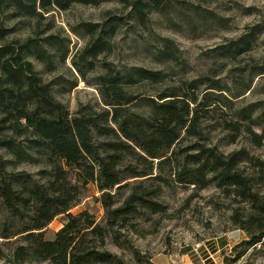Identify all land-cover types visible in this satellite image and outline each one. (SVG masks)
I'll use <instances>...</instances> for the list:
<instances>
[{
    "label": "trees",
    "instance_id": "1",
    "mask_svg": "<svg viewBox=\"0 0 264 264\" xmlns=\"http://www.w3.org/2000/svg\"><path fill=\"white\" fill-rule=\"evenodd\" d=\"M101 1L0 0V39L14 30L3 26L8 15L40 21L53 8L65 10L76 3ZM119 1L129 8L126 14L109 9L103 22L83 24L90 40L77 54L78 60H73L84 79V66L102 68L92 83L97 86L100 102L84 104L76 113L54 94V84L63 85L60 77L45 81L31 59L49 66L65 62L71 50L63 38L29 36L0 45V236L16 237L13 256L19 262L123 264L117 254L103 248L109 231L119 221L132 222L144 209L164 211V205L154 199L162 186L146 183L174 181L199 188L215 184L248 203L249 208L237 210L233 218L249 234L245 243L263 242L264 161L254 159L246 148L225 153L205 133L204 124L214 118L221 100L232 101L222 92L201 90V86L225 92L230 89L220 81L199 77L167 85L156 95L148 94L138 89L165 83L170 73L98 61L99 55L112 52V40L123 25L147 27L153 12H168L178 0ZM261 32L262 25L251 26L238 39L221 46L222 55L249 51ZM159 54L167 60H179L167 39ZM77 85L75 79L68 90ZM214 103L218 105L210 108ZM256 105L242 106L236 109L238 119L221 122L223 129L230 131L231 142L245 132L255 145L262 144L264 135L254 127L264 121V109L256 113ZM187 138L194 140L183 146ZM25 161L45 164L39 178L14 169ZM245 161L254 163L253 170L242 166ZM166 166L170 172L163 175ZM90 182L102 191L105 226L88 210L70 212ZM126 187L128 195L117 201L113 191ZM60 214H66L64 225L55 238L46 239L45 228Z\"/></svg>",
    "mask_w": 264,
    "mask_h": 264
},
{
    "label": "rangeland",
    "instance_id": "2",
    "mask_svg": "<svg viewBox=\"0 0 264 264\" xmlns=\"http://www.w3.org/2000/svg\"><path fill=\"white\" fill-rule=\"evenodd\" d=\"M174 4L168 12H153L147 27L133 26V21L129 23L133 27L123 25L112 40V52L99 55L98 61L139 65L170 73L167 82L138 89L153 95L181 80L208 77L220 81L230 91L207 89V84L201 86V90L222 92L232 101L221 100L214 118L205 122L206 137L225 153L246 148L254 159L264 161V138L261 145H255L249 134L243 132L231 142L230 131L221 126L224 119H238L236 109L242 106L257 104L256 113L264 109V32L257 36L252 49L237 56H224L221 48L238 39L253 25L264 27V0H178ZM109 9L119 15L129 10L119 0H103L99 4L76 3L65 10L53 8L40 21L8 15L3 18V26L14 30L0 39V45L29 36L57 35L63 38L71 50L65 62L49 66L34 57L31 59L45 81L60 77L63 85L54 84V94L71 113H76L84 104L97 105L100 102L97 86L92 83L94 75L102 68L98 66L96 70H90L88 65L84 66V79L73 60L74 57L78 60L77 54L90 40L83 24L103 22ZM166 39L170 40L178 61L160 56L159 51ZM75 79H78V85L68 90ZM217 105L214 103L210 108ZM254 129L264 135V121ZM193 140L187 138L183 146ZM5 156L13 158L11 154ZM253 165L248 161L242 163L248 171L253 170ZM44 167L45 164L25 161L14 169L31 172L39 178V171ZM169 172L170 166L162 170L163 175ZM158 184L162 188L154 199L161 202L165 210L144 209L132 222H117L106 236L103 248L117 254L123 264H264V240L251 246L245 243L249 234L233 218L237 210L248 209V203L215 184L199 188L174 181L146 183L155 187ZM115 192V198L121 202L128 195L129 187L120 191L115 189ZM101 194L97 185L90 182L80 202L70 212L88 210L105 226L107 215L100 200ZM65 220L66 214L56 216L45 228V238H55ZM15 238L0 236V264H47V261H17L13 256L18 244Z\"/></svg>",
    "mask_w": 264,
    "mask_h": 264
}]
</instances>
